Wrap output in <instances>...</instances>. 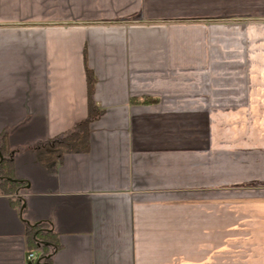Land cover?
<instances>
[{
  "label": "crops",
  "instance_id": "1",
  "mask_svg": "<svg viewBox=\"0 0 264 264\" xmlns=\"http://www.w3.org/2000/svg\"><path fill=\"white\" fill-rule=\"evenodd\" d=\"M4 139L0 264H264V0H0Z\"/></svg>",
  "mask_w": 264,
  "mask_h": 264
},
{
  "label": "trees",
  "instance_id": "2",
  "mask_svg": "<svg viewBox=\"0 0 264 264\" xmlns=\"http://www.w3.org/2000/svg\"><path fill=\"white\" fill-rule=\"evenodd\" d=\"M96 76L88 69V87H89V116L86 120L77 123L74 128L65 134L59 135L45 143L39 144L36 149L40 162L46 166L49 171H56L58 166L62 163L64 156L67 153H84L89 150V124L92 118L95 117L96 106L91 100V93L96 83ZM98 115V113H97ZM0 154L3 157L0 162V185L16 193L19 189L20 183L15 179L13 174V161L9 157V147L4 139V143L0 146ZM43 224L35 227H30L28 233L34 245L39 249H44L47 244L54 243L58 247L57 240L54 233L50 230L42 229ZM47 250L44 251L46 254Z\"/></svg>",
  "mask_w": 264,
  "mask_h": 264
},
{
  "label": "rangeland",
  "instance_id": "3",
  "mask_svg": "<svg viewBox=\"0 0 264 264\" xmlns=\"http://www.w3.org/2000/svg\"><path fill=\"white\" fill-rule=\"evenodd\" d=\"M221 156H222V154H221ZM185 188H188V187H184V189ZM189 197H190L189 191L183 190L182 200H181V201H183V204H186L185 202L189 201V199H190ZM187 221H189V218L186 217L183 221V223H184L183 230H184V228L187 227L185 229V231H187V232H184V237L187 236V234H185V233H188L190 231V229H189L190 225L188 224ZM188 235H189V233H188ZM185 243H186V245L184 244V249H182V256H181V262L182 263L181 264H190V262H192V260H194V256L196 258V255L192 254L190 247H189V244L186 241H185Z\"/></svg>",
  "mask_w": 264,
  "mask_h": 264
},
{
  "label": "built area",
  "instance_id": "4",
  "mask_svg": "<svg viewBox=\"0 0 264 264\" xmlns=\"http://www.w3.org/2000/svg\"><path fill=\"white\" fill-rule=\"evenodd\" d=\"M29 258H37V255L34 253V252H31L29 255H28Z\"/></svg>",
  "mask_w": 264,
  "mask_h": 264
},
{
  "label": "water",
  "instance_id": "5",
  "mask_svg": "<svg viewBox=\"0 0 264 264\" xmlns=\"http://www.w3.org/2000/svg\"><path fill=\"white\" fill-rule=\"evenodd\" d=\"M3 159V157H1V160Z\"/></svg>",
  "mask_w": 264,
  "mask_h": 264
}]
</instances>
